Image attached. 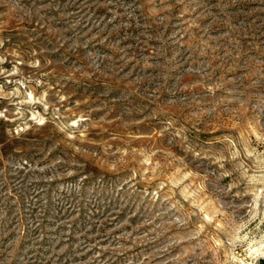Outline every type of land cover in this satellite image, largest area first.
Returning a JSON list of instances; mask_svg holds the SVG:
<instances>
[{
	"label": "rangeland",
	"instance_id": "obj_1",
	"mask_svg": "<svg viewBox=\"0 0 264 264\" xmlns=\"http://www.w3.org/2000/svg\"><path fill=\"white\" fill-rule=\"evenodd\" d=\"M264 0H0V264H264Z\"/></svg>",
	"mask_w": 264,
	"mask_h": 264
},
{
	"label": "bare ground",
	"instance_id": "obj_2",
	"mask_svg": "<svg viewBox=\"0 0 264 264\" xmlns=\"http://www.w3.org/2000/svg\"><path fill=\"white\" fill-rule=\"evenodd\" d=\"M264 255V253H262Z\"/></svg>",
	"mask_w": 264,
	"mask_h": 264
}]
</instances>
